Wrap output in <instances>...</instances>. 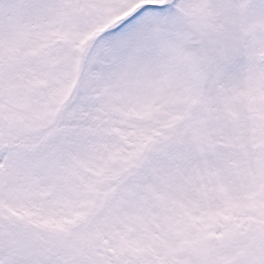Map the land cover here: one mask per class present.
Segmentation results:
<instances>
[{
    "label": "snow or ice",
    "instance_id": "1",
    "mask_svg": "<svg viewBox=\"0 0 264 264\" xmlns=\"http://www.w3.org/2000/svg\"><path fill=\"white\" fill-rule=\"evenodd\" d=\"M0 264H264V0H0Z\"/></svg>",
    "mask_w": 264,
    "mask_h": 264
}]
</instances>
